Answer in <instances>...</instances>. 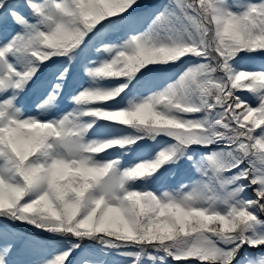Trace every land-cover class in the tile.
<instances>
[{
	"label": "snow or ice",
	"instance_id": "obj_1",
	"mask_svg": "<svg viewBox=\"0 0 264 264\" xmlns=\"http://www.w3.org/2000/svg\"><path fill=\"white\" fill-rule=\"evenodd\" d=\"M0 264H264V0H0Z\"/></svg>",
	"mask_w": 264,
	"mask_h": 264
},
{
	"label": "trees",
	"instance_id": "obj_2",
	"mask_svg": "<svg viewBox=\"0 0 264 264\" xmlns=\"http://www.w3.org/2000/svg\"><path fill=\"white\" fill-rule=\"evenodd\" d=\"M22 230L27 232L29 235H36L35 231L32 229L22 227Z\"/></svg>",
	"mask_w": 264,
	"mask_h": 264
},
{
	"label": "rangeland",
	"instance_id": "obj_3",
	"mask_svg": "<svg viewBox=\"0 0 264 264\" xmlns=\"http://www.w3.org/2000/svg\"><path fill=\"white\" fill-rule=\"evenodd\" d=\"M149 5H156L162 2V0H147Z\"/></svg>",
	"mask_w": 264,
	"mask_h": 264
}]
</instances>
